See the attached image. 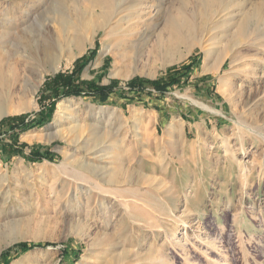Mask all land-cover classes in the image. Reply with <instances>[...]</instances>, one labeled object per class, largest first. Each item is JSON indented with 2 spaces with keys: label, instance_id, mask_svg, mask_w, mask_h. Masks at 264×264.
<instances>
[{
  "label": "rangeland",
  "instance_id": "1",
  "mask_svg": "<svg viewBox=\"0 0 264 264\" xmlns=\"http://www.w3.org/2000/svg\"><path fill=\"white\" fill-rule=\"evenodd\" d=\"M77 1L0 0V264H264V0ZM78 59L106 102L47 90Z\"/></svg>",
  "mask_w": 264,
  "mask_h": 264
},
{
  "label": "trees",
  "instance_id": "2",
  "mask_svg": "<svg viewBox=\"0 0 264 264\" xmlns=\"http://www.w3.org/2000/svg\"><path fill=\"white\" fill-rule=\"evenodd\" d=\"M94 54L95 52L92 51ZM83 59H78L75 62V66L73 71L70 74H57L52 79H50L46 84L47 90L52 92L56 98H58L60 92L64 93H71V94H79L83 92L85 96L91 97L93 99H97L100 102H106L111 94V89L114 87L113 85L109 86H96L92 82L80 81L77 76L79 68L83 66L82 64ZM175 75H177L178 71H175ZM150 86L164 90L165 87L169 86V84L161 85L154 81L147 82ZM173 84H178L177 80L173 82ZM130 90H142L143 81L141 80H131L128 84ZM85 87L86 90H82ZM85 91V92H84ZM54 102H51L48 109H43L41 112L38 113L37 118L34 119H27V116H18L12 117L8 120L10 124V133L8 138L11 139L10 141V154L11 155H22L23 148L26 147L25 144L21 146H16V142L18 140V136L20 133L31 130L32 128L37 127L41 123H43L49 115L52 114L54 110ZM27 119V120H26ZM42 150V149H41ZM40 147L34 145L32 146L29 154L26 156V159L31 162H37L42 160L43 157H52L46 151H41ZM48 157V158H49ZM16 245H14L15 247Z\"/></svg>",
  "mask_w": 264,
  "mask_h": 264
},
{
  "label": "bare ground",
  "instance_id": "3",
  "mask_svg": "<svg viewBox=\"0 0 264 264\" xmlns=\"http://www.w3.org/2000/svg\"><path fill=\"white\" fill-rule=\"evenodd\" d=\"M121 1H123V0H94V2L101 4L102 5L101 7L104 8V9H107V7L111 8V7H113V5L119 6ZM73 2L77 6L76 3H78V1L77 0H72V3ZM204 2H206V5H208V6L210 5V8L214 4V0H204ZM206 5H205V7H206ZM76 6L74 8L75 9L74 10V16H77L79 14L78 12L80 11V10H78L79 6L77 8H76ZM82 7H83V5H82ZM204 11H206V10H204ZM67 17L71 18V16H67ZM3 19H4L5 22H9V23L12 21V18H9V17L7 18V16H4ZM197 20H198L197 16L196 15L194 16L193 13L190 14V15L179 17L177 19V21H176V24L173 25V28L171 30L172 33L166 31V34L168 35L167 41L168 42L171 41L172 37H176V38L181 37V39H182L184 36L192 35V32L194 31L193 29L197 26ZM200 20H202V19H200ZM193 34H194V32H193ZM93 39H94V35H91L89 38L88 37L86 38V40L89 42L90 45H92ZM81 51L82 50H78V52L75 54V56L76 55H80ZM70 62H71L70 59L66 60L64 63L57 61L55 66H54V68H52L49 72H51L53 74V73L57 72L62 67H68L70 65Z\"/></svg>",
  "mask_w": 264,
  "mask_h": 264
}]
</instances>
